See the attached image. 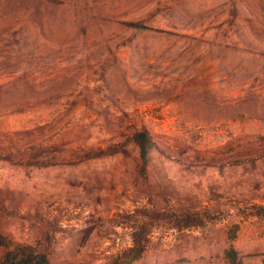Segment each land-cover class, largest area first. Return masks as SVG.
<instances>
[{
	"label": "rangeland",
	"instance_id": "obj_1",
	"mask_svg": "<svg viewBox=\"0 0 264 264\" xmlns=\"http://www.w3.org/2000/svg\"><path fill=\"white\" fill-rule=\"evenodd\" d=\"M262 207L264 0H0V260L264 264Z\"/></svg>",
	"mask_w": 264,
	"mask_h": 264
},
{
	"label": "trees",
	"instance_id": "obj_2",
	"mask_svg": "<svg viewBox=\"0 0 264 264\" xmlns=\"http://www.w3.org/2000/svg\"><path fill=\"white\" fill-rule=\"evenodd\" d=\"M134 138H137L136 146L139 149L140 155L144 158L149 152L151 147L150 138L147 136L146 132L137 133ZM139 139V141H138ZM264 211V207L261 208ZM24 254L20 253V250L7 251L3 258L0 260V264H49V259L45 254H34L27 253L25 249H23ZM132 257L129 259L131 261L134 257H137L139 253L136 250L130 251ZM225 257L227 259L228 264H238L237 263V254L234 248H229L225 252Z\"/></svg>",
	"mask_w": 264,
	"mask_h": 264
}]
</instances>
